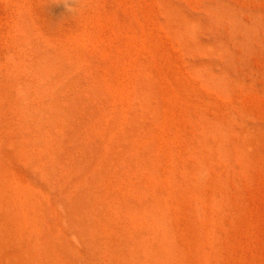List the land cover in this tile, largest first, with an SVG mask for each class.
<instances>
[{
	"label": "rangeland",
	"instance_id": "374dc122",
	"mask_svg": "<svg viewBox=\"0 0 264 264\" xmlns=\"http://www.w3.org/2000/svg\"><path fill=\"white\" fill-rule=\"evenodd\" d=\"M43 1L0 0V68L6 69L11 55L17 57L19 53L23 56L29 51L50 67L47 76H43L37 67L31 69L30 76L35 82L30 96L17 73L11 68L6 72L7 87L12 95L11 103L0 111L1 119L29 135L25 142L17 141L23 153L20 151V156L16 160L13 158V163L20 167L26 164L30 173L45 181L47 186H52L73 217L82 222L87 221L84 211L90 210L95 203L97 186L108 178L113 185L122 188L121 181L124 179L123 182H127L122 188H125L124 191L115 195L111 202L124 200L122 204L126 205L127 214H136L149 225L146 230L137 232L130 229L134 238L130 246L139 252V258L131 260L133 264H169L170 260H174L175 264H264V43L255 47L254 51L231 45L234 52L225 58L220 49V39L228 37L230 32L211 11H203L201 0H49L50 17L54 24L51 33L55 31L52 36L57 38L58 32L63 34L62 39L57 38L63 47L60 44L53 50L54 46L41 35L40 30L35 29L36 17H29L28 13L29 6L36 7L35 3L39 2V7L45 4ZM195 23L199 24L196 26ZM74 30H77L76 35ZM80 30H85V33L87 30L89 35ZM20 31H25L26 39L16 53L15 35ZM86 36L91 42L86 40ZM76 39L77 42H73ZM71 44L73 46L70 47ZM83 46L91 57L84 55L87 53ZM72 47H75L74 51ZM210 47L212 49L208 50ZM65 49L72 56L71 53L67 55L68 52L63 54ZM41 50H44L43 53ZM59 50L62 52L59 53ZM217 50L221 53L217 54ZM67 57L66 62L71 65L63 63ZM254 62L257 66L253 67ZM37 69L40 72H36ZM239 70H250L259 77L260 85L249 90L237 81ZM246 96L248 100H245ZM27 110H30V115ZM242 112L245 113L242 115ZM245 114L250 116L247 118ZM252 115L253 118H249ZM65 119L67 125L63 129ZM255 119L257 123L262 122V126L259 133L250 135L245 129H252L251 122ZM256 120L253 122L256 123ZM202 139L213 141L218 148L212 162L208 159L207 147ZM53 151L57 152L56 158L60 156L65 174L66 187L62 192L55 184L59 166L52 163ZM188 160L200 163V178L207 181L209 177H221L227 182L229 192L223 194L226 202H219L218 207L215 201L211 208H207L211 212L206 209L209 204L187 183L188 174L184 166L192 165ZM209 169L213 170L212 176ZM165 171H171V182L176 179V174L180 176L175 181L180 182V190L171 191L173 188L167 187L165 180L168 172ZM129 182L137 184L132 188ZM214 185L213 192L218 199L222 191L220 183ZM204 203L206 206L202 205ZM49 212L48 209L45 211ZM164 217L169 222L166 229L161 220ZM166 233L177 243L172 253L161 237ZM146 241H155L158 245L159 257L151 262L146 257ZM24 254L22 264H38L37 254L31 245L26 247Z\"/></svg>",
	"mask_w": 264,
	"mask_h": 264
},
{
	"label": "bare ground",
	"instance_id": "6f19581e",
	"mask_svg": "<svg viewBox=\"0 0 264 264\" xmlns=\"http://www.w3.org/2000/svg\"><path fill=\"white\" fill-rule=\"evenodd\" d=\"M28 1V0H27ZM45 4H40L39 7H37V4L35 3V6H29L28 13H30L29 17L31 15H34L36 17L35 19V29L40 30L41 35H43L51 44V46L57 47L61 44L63 47V44L61 40H58L59 37L62 39L63 34L58 32L57 38L52 36V27H54V24H52V19L50 17V1L44 0ZM43 1V2H44ZM35 2V1H34ZM201 2L204 5L203 11H211L212 15L217 16L219 20L224 22L225 28L228 32H230V35L226 38L220 39V49L223 50V56L227 58L230 56L234 50H232L231 45H240L245 47L249 51H254L258 45L261 43H264V0H201ZM25 3V2H24ZM29 3H32V0H29ZM28 3H25V5ZM24 5V6H25ZM30 5V4H29ZM26 7V6H25ZM262 7V8H261ZM27 9V8H26ZM97 10V9H96ZM32 13V14H31ZM201 13V12H200ZM214 13V14H213ZM182 14V13H181ZM205 14V13H204ZM97 15V14H96ZM93 16V14H92ZM90 15V17H92ZM32 17V16H31ZM67 17V16H66ZM80 17V16H79ZM78 17V18H79ZM64 18V17H63ZM68 18V17H67ZM110 18V17H109ZM189 18V17H187ZM207 18V17H205ZM77 19V18H75ZM83 19V18H82ZM90 19V18H89ZM96 19V18H95ZM62 20V19H61ZM60 20V21H61ZM85 20V19H83ZM93 20V19H92ZM91 20V21H92ZM104 20V18H103ZM186 20V19H185ZM71 21V20H70ZM114 21V20H112ZM69 22V21H68ZM74 22V21H73ZM81 22V21H80ZM95 22V21H94ZM75 23V22H74ZM84 22H81V24ZM199 24L195 23L194 25ZM193 25V24H192ZM191 27H194L192 26ZM79 26V25H78ZM90 26V24H89ZM98 26V25H97ZM190 26V25H189ZM197 26V25H196ZM60 27V26H59ZM58 27V29H59ZM64 27V26H62ZM61 27V28H62ZM67 27V26H66ZM73 27V26H72ZM88 27V26H87ZM70 28V27H69ZM67 27V29H69ZM95 28V27H94ZM93 28V29H94ZM98 28V27H97ZM64 29V28H62ZM66 29V28H65ZM66 29V30H67ZM72 29V28H70ZM69 29V30H70ZM77 29V28H76ZM64 30V32H66ZM68 31V30H67ZM75 31V30H74ZM77 31V30H76ZM73 32V34L76 33ZM82 31V30H80ZM90 31V30H89ZM103 31V30H102ZM70 32V31H69ZM83 32V31H82ZM85 33V30L83 33ZM91 32V31H90ZM99 32V31H98ZM226 32V31H225ZM33 33V32H32ZM55 33V34H56ZM81 33V32H80ZM65 34V33H64ZM229 34V33H226ZM14 35V34H13ZM66 35V34H65ZM76 35V34H75ZM17 36V45L15 47L16 53L19 51V47H21L22 44H24L26 39L25 31H20ZM36 37V36H35ZM39 37V35H38ZM74 37V36H73ZM86 36V40L89 39V42H91V39ZM14 38V37H13ZM28 38V37H27ZM42 38V37H41ZM83 38V37H82ZM105 38V36H104ZM217 38V37H216ZM215 38V39H216ZM29 39V38H28ZM31 39V38H30ZM74 39V38H73ZM109 39V38H108ZM72 40V39H71ZM85 40V41H86ZM104 40V39H103ZM218 40V39H217ZM15 41V40H13ZM32 41V40H31ZM77 42V39L73 42ZM84 41V40H83ZM106 41V40H105ZM41 42V41H40ZM65 42V41H64ZM69 42V41H68ZM27 43V42H26ZM25 43V44H26ZM33 43V42H32ZM72 43L69 42V44ZM84 43V42H82ZM87 43V42H86ZM107 43V42H106ZM31 44V43H30ZM79 44V43H78ZM48 45V44H47ZM46 45V47H47ZM84 45V44H83ZM87 45V44H86ZM101 45V44H100ZM219 45V44H218ZM70 47L73 46V44L69 45ZM68 46V47H69ZM79 46V45H78ZM107 46V45H106ZM141 46V45H140ZM10 47V46H9ZM13 47V46H12ZM77 47V45H76ZM82 47V46H81ZM84 48L86 46H83ZM105 47V46H104ZM111 47V46H110ZM145 47V46H144ZM237 47V46H236ZM78 48V47H77ZM83 48V51H84ZM91 48V47H90ZM235 48V47H234ZM238 48V47H237ZM239 48V49H240ZM8 49V48H7ZM10 49V48H9ZM47 49V48H46ZM63 49V48H62ZM73 51L75 50V47H72ZM81 49V48H80ZM149 49V48H148ZM212 49L211 47L208 48V50ZM51 50V49H50ZM52 50V51H53ZM142 50V48H141ZM241 50V49H240ZM44 51V50H43ZM41 50V52L43 53ZM65 51V52H64ZM63 51V54L66 52L67 55L71 53L69 50L66 51V49ZM82 51V50H81ZM82 51V52H83ZM88 51V50H87ZM97 51V50H96ZM126 51V50H125ZM151 51V50H150ZM212 51V50H211ZM21 52V51H20ZM62 52V50H59V53ZM77 52V51H76ZM86 52V48L85 51ZM89 52V51H88ZM87 54L84 55H88ZM105 52V51H104ZM219 52V50L216 51V53ZM238 52V51H236ZM241 52V51H240ZM258 52V51H257ZM75 53V52H73ZM90 53V52H89ZM110 53V52H108ZM217 53V54H219ZM31 51H29V54L25 52L23 56H21L18 53L17 57H14L11 55L7 61L6 69L0 68V111L3 109V107H6L7 104L11 103V91L7 87L8 86V78H7V71L13 70L17 73L19 81L21 83L24 81L25 84V90L27 91V95L30 96L31 89L33 87V82H35L34 78L30 76V71L33 67H37L41 72L37 69L36 72H40L43 74V76H47L49 73V65L45 63L41 58L36 55L35 53L32 54ZM46 54V53H45ZM63 54H61L63 56ZM76 54V53H75ZM73 54V55H75ZM241 54V53H240ZM254 54V53H253ZM97 55V54H96ZM221 55V54H220ZM239 55V53H238ZM258 55V54H257ZM60 56V55H59ZM58 56V57H59ZM61 56V57H62ZM72 56V53H71ZM78 56V55H77ZM93 56V55H92ZM100 56V55H99ZM98 56V57H99ZM160 55L159 57H161ZM65 57V55H64ZM74 57V56H73ZM91 57V56H89ZM87 57V58H89ZM97 57V58H98ZM114 57V56H113ZM128 57V56H127ZM158 57V56H157ZM68 58L63 62L65 65L68 62ZM100 58V57H99ZM106 57H104V61ZM112 58V57H111ZM129 58V57H128ZM238 58V57H237ZM63 59V58H62ZM62 59L60 62H62ZM74 59V58H73ZM76 59V58H75ZM113 59V58H112ZM115 59V57H114ZM162 59V58H161ZM85 59H83L84 61ZM141 60V59H140ZM164 59H162L163 62ZM166 60V59H165ZM239 60V59H238ZM237 60V61H238ZM243 60V59H242ZM5 61V60H4ZM67 61V62H66ZM118 61V60H117ZM246 61V60H245ZM249 61V60H248ZM52 62V61H51ZM82 61H80L81 63ZM123 62V61H122ZM151 62V61H150ZM108 63V62H107ZM136 63V62H135ZM164 63V62H163ZM162 63V64H163ZM168 63V62H167ZM246 63V62H245ZM62 64V65H64ZM69 64V63H67ZM119 64V63H118ZM53 65V64H51ZM71 65V64H69ZM68 65V66H69ZM113 65V64H112ZM121 65V64H120ZM128 65V64H127ZM164 65V64H163ZM257 66V64H253ZM3 66V65H2ZM96 64L94 65V68H96ZM114 66V65H113ZM117 66V65H116ZM240 66V65H239ZM255 66V67H256ZM5 67V66H3ZM67 68V66H65ZM165 67V66H164ZM252 67V66H251ZM98 68V67H97ZM116 68V67H115ZM248 68V67H247ZM67 70V69H66ZM96 70V69H95ZM116 70V69H115ZM126 70V69H125ZM169 70V69H168ZM5 71V72H4ZM77 71V70H76ZM94 71V70H93ZM120 71V68H119ZM235 71V70H234ZM7 72V73H6ZM33 72V71H32ZM31 72V74H32ZM89 72V71H88ZM96 72V71H95ZM60 73V72H59ZM65 73V70L63 71ZM62 73V74H63ZM99 73V71H98ZM236 73V72H235ZM37 74V73H35ZM75 74V73H74ZM86 74V73H85ZM83 74V75H85ZM102 74V73H101ZM225 76V73H223ZM76 75V74H75ZM105 75V74H104ZM130 75V74H129ZM141 75V74H140ZM36 76V75H33ZM118 76V75H117ZM122 76V74H121ZM166 76V75H165ZM116 77V76H115ZM156 77V76H155ZM172 77V76H171ZM238 82H241L242 85L250 89H255L257 87L259 80L254 73L244 70H239L237 72ZM64 78V77H63ZM62 78V79H63ZM68 78V77H67ZM66 78V79H67ZM168 78V77H167ZM227 78V75L226 77ZM65 79V80H66ZM114 79V78H113ZM124 79V78H123ZM161 79V78H160ZM170 79V77H169ZM168 79V80H169ZM102 80V79H101ZM108 80V79H107ZM134 80V79H133ZM139 80V79H138ZM162 80V79H161ZM164 80V78H163ZM261 80V79H260ZM46 81V80H45ZM70 81V80H69ZM98 81V80H97ZM126 81V80H125ZM128 81V80H127ZM135 81V80H134ZM140 81V80H139ZM157 81V80H156ZM166 81V80H165ZM154 82V81H153ZM163 82V81H162ZM169 82V81H168ZM262 82V81H261ZM70 83V82H69ZM123 83V82H122ZM156 83V82H154ZM263 83V82H262ZM48 84V83H47ZM55 84V83H54ZM106 84V83H105ZM168 84V83H167ZM117 85V84H116ZM96 86V85H95ZM125 86V85H124ZM129 86V85H128ZM131 86V85H130ZM129 86V87H130ZM137 87V85H135ZM132 86V87H135ZM38 87V86H37ZM49 87V86H48ZM59 87V86H58ZM57 87V88H58ZM107 87V86H106ZM56 88V87H55ZM103 88V86H102ZM157 88V87H156ZM128 89V87H127ZM135 89V88H134ZM133 91V94L135 90ZM124 90V89H123ZM148 90V89H147ZM137 91V90H136ZM14 92V91H13ZM99 92V90H98ZM176 92V91H175ZM178 92V91H177ZM176 92V93H177ZM66 93V91H65ZM68 93V92H67ZM154 93V92H153ZM157 93V91H156ZM138 94V93H137ZM162 94V93H161ZM166 94V92L164 93ZM178 94V93H177ZM36 95V94H35ZM121 95V94H120ZM140 95V94H139ZM146 95V94H145ZM148 95V94H147ZM167 95V94H166ZM43 96V95H42ZM157 96V95H156ZM164 96V95H163ZM45 97V96H44ZM145 97V96H144ZM159 97V95H158ZM157 97V98H158ZM254 97V96H253ZM164 98V97H163ZM257 98V97H256ZM76 99V98H75ZM134 99V98H133ZM166 99V98H164ZM163 99V100H164ZM245 99V97H244ZM254 99V98H252ZM44 100V99H43ZM46 100V99H45ZM118 100V99H117ZM160 100V99H159ZM247 96H246V99ZM251 100V99H250ZM31 101V100H30ZM33 101V100H32ZM38 101H40L38 99ZM64 101V100H63ZM158 101V100H157ZM132 102V101H131ZM153 102V101H152ZM161 102V100L159 101ZM45 103V102H44ZM114 103V102H113ZM163 103V102H162ZM161 103V104H162ZM63 104V103H62ZM61 104V105H62ZM65 104V103H64ZM118 104V103H117ZM160 104V103H159ZM253 104V101H252ZM24 105V104H23ZM43 105V104H42ZM129 105V104H128ZM132 105V104H131ZM25 106V105H24ZM114 106V105H112ZM111 106V108H112ZM161 106V105H160ZM253 106V105H252ZM26 107V106H25ZM24 107V108H25ZM65 107V106H63ZM73 107V106H72ZM107 107V106H106ZM120 107V105H118ZM117 107V108H118ZM131 107V106H130ZM23 108V107H22ZM23 108V109H24ZM27 108V107H26ZM116 108V107H114ZM252 108V107H251ZM257 108V107H256ZM28 109V108H27ZM63 108H61L62 110ZM129 110V109H128ZM48 111V109H47ZM67 111V110H66ZM109 111H111L109 109ZM255 111V110H253ZM257 111H260L259 109ZM28 115H30V110L26 111ZM33 112V111H32ZM74 112V110H73ZM165 112V111H164ZM249 112V111H248ZM251 112V111H250ZM263 113V111H261ZM63 113V112H62ZM65 113V111H64ZM109 113V112H108ZM112 113V112H111ZM154 113V112H153ZM245 113V112H244ZM242 112V115L244 114ZM261 113V114H262ZM104 114V113H103ZM160 114V112H159ZM163 115V113H161ZM167 114V112H166ZM251 114V113H249ZM246 115L250 116V115ZM256 114V113H255ZM65 115V114H64ZM63 115V116H64ZM68 115V114H66ZM116 115V114H115ZM114 115V116H115ZM183 115V112L182 114ZM264 115V114H263ZM165 116V115H164ZM169 116V113L167 114ZM255 116V115H254ZM102 117V116H101ZM104 117V115H103ZM126 117V115H125ZM159 117H161L159 115ZM182 117V116H181ZM260 117V116H259ZM173 118V117H172ZM248 118V117H247ZM249 118H253L249 117ZM261 118V117H260ZM52 119V118H51ZM50 119V121H51ZM176 119V118H175ZM49 120V119H48ZM119 120V118H118ZM160 120V119H159ZM178 120V119H177ZM256 120V119H255ZM253 120V121H255ZM171 121V120H170ZM252 121V122H253ZM258 120L255 122H251L252 129H249V127H246L245 132L252 135L255 133H259L262 122L257 123ZM105 122V121H104ZM175 121H173L174 123ZM179 122V121H178ZM176 122V123H178ZM260 122V121H259ZM245 123V122H244ZM264 123V122H263ZM22 124V123H21ZM49 124V123H48ZM47 124V125H48ZM105 124V123H104ZM120 124V123H119ZM168 124V123H167ZM247 125V122L245 123ZM46 125V122H45ZM66 119L63 123V129L66 128ZM221 125V123H220ZM118 126V125H117ZM159 126V125H158ZM62 127V126H61ZM160 127V126H159ZM172 127V126H171ZM220 127V126H219ZM156 128H158L156 126ZM155 128V129H156ZM209 128V127H208ZM221 128V127H220ZM223 128V127H222ZM168 129V128H167ZM170 129V128H169ZM237 129V128H236ZM224 130V129H223ZM149 131V130H148ZM148 131L146 133H148ZM153 131V129H152ZM156 131V130H155ZM176 131V130H174ZM181 131V130H180ZM59 132V131H58ZM61 133V132H60ZM155 133V132H154ZM175 133V132H174ZM181 132V137H182ZM119 134V133H117ZM225 134V133H223ZM45 135V134H44ZM121 135V134H120ZM140 135V134H139ZM171 135V134H170ZM175 135V134H173ZM47 136V135H45ZM44 136V137H45ZM58 137V135H56ZM122 136V135H121ZM146 136V135H145ZM151 136V135H150ZM191 136V135H190ZM225 137L227 135H224ZM29 137V135L24 131H20L18 128L8 124L4 123L1 119L0 115V264H22L23 263V256L26 252V247L31 245L34 248V251L37 254V262L38 264H133L131 263V260L138 259L139 258V252H136V249L134 247H131L130 242H134V238H132L133 234L130 233V229L133 228L131 231H139L141 229L149 228V225H147V221H144L142 217L137 216L136 214H127L126 212V205L122 204V201H112V198L115 195H121L124 189H122L125 184L122 179L123 187H117L116 185H113L111 182H109L108 178L103 180V182L97 186L96 191L94 192L95 195V203L92 206V208L88 211H84L85 216L87 217V221H81L78 218L73 217V215L70 213L68 208L65 206L61 198L59 197L57 191L52 186H47L46 182L42 179H39L37 176L34 175L33 172H29L26 164L22 167L18 166L17 164L13 163V158L17 156H20V151L23 153V149L18 147L17 141L19 142H25L26 139ZM49 137V136H48ZM85 137V134H84ZM142 137V136H141ZM141 137H139L141 139ZM153 137V136H152ZM223 137V138H225ZM149 138V137H148ZM172 138V137H169ZM49 139V138H48ZM55 139V138H54ZM122 139V138H121ZM137 139V138H136ZM144 139V138H143ZM40 139L39 141H41ZM44 140V138H43ZM62 140V139H61ZM93 140V139H92ZM98 140V139H97ZM151 140V139H150ZM160 140V139H159ZM203 140V139H202ZM46 142V140H44ZM111 142V139L109 140ZM158 141V140H157ZM205 146L207 147V153H208V159L210 162H212L215 157L214 153L215 151L218 152V148L216 147V144L213 143V141L209 139L203 140ZM228 141V140H227ZM31 139V143H32ZM47 142H49L47 140ZM114 142V140L112 141ZM122 142V141H121ZM138 142V141H137ZM179 142V141H178ZM182 142V141H181ZM42 142H40L41 144ZM62 143V141H61ZM81 143V142H80ZM115 143V142H114ZM158 143V142H157ZM180 143V142H179ZM183 143V142H182ZM21 144V143H20ZM25 144V143H24ZM23 144V145H24ZM30 144V143H29ZM44 144V142L42 143ZM46 144V143H45ZM48 144V143H47ZM133 144V143H132ZM141 144V143H140ZM148 144V142H147ZM50 145V144H49ZM103 145V144H102ZM110 145V144H108ZM149 145V144H148ZM146 145V146H148ZM167 145V144H166ZM173 145V144H172ZM175 145L176 142H175ZM41 146V145H40ZM44 146V145H43ZM48 146V145H47ZM106 146V145H105ZM111 146V145H110ZM109 146V147H110ZM154 146V145H153ZM157 146V145H155ZM162 146V145H161ZM184 146V145H183ZM187 146V145H186ZM112 147V146H111ZM139 147V146H138ZM158 147V146H157ZM165 147V145H164ZM182 147V146H181ZM171 148V147H170ZM31 149V146H30ZM33 149V147H32ZM39 149V148H38ZM107 149V148H106ZM105 149V150H106ZM155 149V148H154ZM153 149V150H154ZM166 149V148H165ZM173 149V148H171ZM28 150V149H27ZM42 150V149H41ZM111 150V149H110ZM109 150V151H110ZM119 150V149H118ZM134 150V148H133ZM136 150V149H135ZM163 150V149H162ZM174 150V149H173ZM30 151V150H29ZM39 151V150H38ZM170 151V150H169ZM187 151V150H186ZM27 154L28 151H26ZM35 149V153H36ZM41 151H39L40 153ZM43 152V150H42ZM53 165L59 166V172L57 173V182L55 184L58 187L59 192L65 191L66 185H64V170L62 167V163L59 161L60 156L56 158L57 152L53 151ZM78 152V151H77ZM106 152V151H105ZM21 153V154H22ZM38 153V154H39ZM103 153V152H102ZM134 153V152H133ZM164 153V152H163ZM32 154V153H31ZM46 155V154H44ZM105 156V153H103ZM111 155V154H110ZM136 155V154H135ZM161 155V154H160ZM186 155V154H185ZM225 155V154H224ZM33 156V155H32ZM36 156V154L34 155ZM33 156V157H34ZM156 156V154H155ZM177 156V155H176ZM37 157V156H36ZM135 157V156H134ZM175 157V156H174ZM103 158V157H102ZM181 158V157H180ZM217 158V157H216ZM36 160L37 158L34 157ZM39 159V158H38ZM51 159V160H52ZM101 159V158H99ZM111 159V158H110ZM166 159V158H164ZM179 159V158H178ZM222 159V158H221ZM46 160V158H45ZM176 160V159H175ZM38 161V160H37ZM189 161V160H188ZM187 161V162H188ZM194 161V160H192ZM223 161L224 158H223ZM29 162V160H28ZM34 162V161H32ZM31 162V163H32ZM100 162V161H99ZM231 162V161H230ZM98 163V162H97ZM170 163V162H169ZM168 163V165H169ZM192 163V162H188ZM39 164V163H38ZM37 164V165H38ZM150 164V163H149ZM177 164V163H176ZM175 164V165H176ZM98 165V164H96ZM95 165V166H96ZM161 165L163 166L164 164ZM190 165V164H189ZM49 166V165H48ZM151 166V164H150ZM98 167V166H97ZM170 167V166H169ZM174 167V166H173ZM226 167V166H225ZM41 168V167H40ZM38 168V170L40 169ZM119 168V167H118ZM177 168V167H176ZM175 168V170H176ZM201 165L198 162H193L190 166H184L185 173L188 174L186 180L190 187L197 190V193H199V196L206 201L209 205L206 206L205 203L202 204L206 206V209L208 207H212V203L215 201L221 203L226 202L225 196L223 194L227 193L228 191V185L227 182L222 179L221 177L218 178H210L206 181L199 177ZM209 168V167H208ZM217 168V165H216ZM151 169V168H150ZM161 169V168H160ZM50 170V169H49ZM94 170V169H93ZM96 170V169H95ZM165 170V169H164ZM116 171V170H115ZM147 171V170H145ZM158 171V170H157ZM177 171V170H176ZM209 173H211V176L213 175L212 172L209 169ZM231 171V170H230ZM38 172V171H37ZM166 172V171H165ZM168 172V171H167ZM166 172V173H167ZM33 173V174H32ZM146 173V172H145ZM144 173V174H145ZM164 173V172H163ZM38 174V173H35ZM42 174V173H41ZM139 174V173H138ZM149 174V172H148ZM171 171L168 172L167 180H165V183L167 187L173 188L171 191H176L178 187H180V182H175L178 174H176V179L172 180L171 182ZM217 176L218 174L215 173ZM114 175V174H112ZM167 175V174H166ZM210 175V174H209ZM230 175V174H229ZM75 176V175H74ZM225 176V175H224ZM89 177V176H88ZM141 177V176H140ZM144 177V175H143ZM142 177V178H143ZM180 177V176H179ZM151 178V177H150ZM154 178V177H153ZM54 179V178H53ZM126 180V179H125ZM88 181V180H86ZM111 181V180H110ZM119 181V180H118ZM137 181H139L137 179ZM160 182V180H157V182ZM120 182V183H121ZM154 182V181H153ZM158 182V183H159ZM220 183V189L221 194L218 197V199L215 197V185L214 183ZM143 183V182H142ZM156 183V182H154ZM161 183V182H160ZM159 183V184H160ZM119 184V183H118ZM130 185L135 186V183L129 182ZM51 185V184H50ZM161 186V185H160ZM165 186V185H164ZM126 187V186H125ZM155 187V186H152ZM166 187V186H165ZM157 188V184H156ZM163 188V187H162ZM191 188V190H192ZM166 189V188H165ZM179 189V188H178ZM151 190V189H150ZM164 190V189H163ZM167 190V189H166ZM180 190V189H179ZM190 190V189H189ZM232 190V189H231ZM71 191V190H70ZM157 192V190L155 189ZM160 191V190H158ZM127 191H125L126 194ZM143 192V191H142ZM150 192V191H149ZM229 192V191H228ZM232 192V191H231ZM74 193V191H72ZM166 192L164 191V194ZM187 193V192H186ZM196 193V191H195ZM180 194V193H179ZM193 194V193H192ZM140 194L139 196H142ZM232 195V194H231ZM71 196V195H70ZM172 196V195H171ZM180 196V195H179ZM189 196V195H188ZM122 197V196H121ZM145 197V195L143 196ZM151 197V195H150ZM177 197V196H175ZM174 197V198H175ZM40 198V199H39ZM137 198V197H136ZM142 198V197H141ZM169 198V197H168ZM172 197H170L171 199ZM43 199V200H41ZM169 199V200H170ZM173 199V198H172ZM193 199V198H192ZM196 199V197H195ZM232 199V198H231ZM83 200V198H82ZM118 200V199H117ZM142 200V199H141ZM182 200V199H181ZM150 201V200H149ZM148 201V202H149ZM171 203L174 200H170ZM195 201V200H194ZM137 205L141 204L140 202L134 201ZM163 202V201H162ZM167 202V201H166ZM176 202V200H175ZM185 202V201H184ZM82 203V202H81ZM170 203V202H169ZM206 203V204H207ZM136 204H131L137 206ZM142 205V204H141ZM139 205V206H141ZM146 205V204H145ZM130 206V205H129ZM150 206V205H149ZM147 206V207H149ZM187 206V205H186ZM203 206V208H204ZM218 207L220 206L217 205ZM132 207V206H131ZM161 207V206H160ZM184 207V206H183ZM224 207V205L222 206ZM137 208V207H136ZM49 210V213H45L46 210ZM173 209V208H172ZM205 209V210H206ZM150 210V209H148ZM154 210V209H153ZM171 210V206H170ZM169 210V212H170ZM209 209H207L208 211ZM159 211V210H158ZM204 211V210H203ZM82 212V211H81ZM157 212V211H156ZM185 212V211H184ZM183 212V213H184ZM211 212V210H209ZM174 213V211H173ZM181 213V212H180ZM208 214V212H206ZM172 214V213H171ZM175 214V213H174ZM186 214V213H185ZM205 214V212H204ZM206 214V216H208ZM211 214V213H210ZM143 215V214H142ZM173 215V214H172ZM183 215V214H182ZM184 216V215H183ZM125 217V218H124ZM181 217V215H180ZM188 217V216H187ZM194 218V217H193ZM229 218V217H228ZM227 218V219H228ZM160 219V218H159ZM226 219V218H225ZM163 225L165 226V229L167 228L169 222L164 217L161 218ZM124 221V225L122 222ZM159 222V221H158ZM171 222V221H170ZM182 222V221H181ZM203 222V221H201ZM226 222V221H225ZM206 223V222H205ZM162 224V223H161ZM230 224V223H227ZM162 225V226H163ZM212 225V224H211ZM172 226V225H171ZM175 227V225H173ZM208 227V226H207ZM27 230H23L26 229ZM209 228V227H208ZM164 229V228H163ZM170 229V228H169ZM174 229V228H173ZM179 229V228H178ZM221 229V228H220ZM175 230V229H174ZM218 229H216L217 231ZM222 230V229H221ZM133 231V232H134ZM168 231V229L166 230ZM172 231V230H171ZM177 231V230H176ZM208 231V230H207ZM146 232V231H145ZM144 232V233H145ZM175 232V231H173ZM170 233V232H169ZM218 233V232H216ZM223 232L221 231V234ZM176 234V233H175ZM186 233H184L185 235ZM181 235V234H180ZM157 236V235H156ZM207 237V235H205ZM221 236V235H220ZM219 236V237H220ZM158 237V236H157ZM163 241L167 245L168 249L175 250L176 249V242L173 238L169 237L167 233L165 235H161ZM176 237V236H175ZM184 237V236H183ZM178 240V238L176 239ZM216 240V238H215ZM207 242V239L205 240ZM178 242V241H177ZM205 242V243H206ZM179 244V243H178ZM179 247V246H178ZM145 248L148 252L146 255L147 259L151 262L153 259H157L159 257L158 252V245L154 241H146L145 242ZM209 248V247H208ZM31 249V248H30ZM218 250V247H217ZM203 252V251H202ZM172 253V252H171ZM175 254V253H174ZM186 254V253H183ZM188 254V253H187ZM173 255V254H172ZM190 255V254H189ZM174 256V255H173ZM172 256V257H173ZM185 256V255H184ZM191 256V255H190ZM195 259V257H194ZM169 264H175L176 262L173 260H170L168 262ZM224 263V262H223ZM226 263V262H225ZM193 264V262H192Z\"/></svg>",
	"mask_w": 264,
	"mask_h": 264
}]
</instances>
